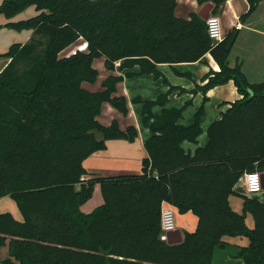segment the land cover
<instances>
[{
  "label": "trees",
  "instance_id": "16d2710c",
  "mask_svg": "<svg viewBox=\"0 0 264 264\" xmlns=\"http://www.w3.org/2000/svg\"><path fill=\"white\" fill-rule=\"evenodd\" d=\"M198 1L213 2L216 15L227 0ZM260 1L249 0L246 15ZM177 5L176 0L2 1L0 15L8 21L30 7L38 13L5 26L31 30L33 36L0 55L11 61L0 72V199L10 197L23 216L21 222L0 213V250L8 246L16 262L4 264H212L215 248L236 236L249 239L239 254L244 264H264V203L235 191L247 173L264 174V79L252 84L242 66H229L238 32L214 42L206 21L196 14L190 20L177 17ZM82 44L85 49L78 50ZM209 54L220 71L208 74L207 84L193 93L207 94L232 81L243 98L209 127L208 144L195 153L182 146L197 144L203 135L204 106L184 126V108H165L170 93L137 98L132 102L143 106V125L151 132L142 173L84 179L85 161L107 150L108 142L139 138L133 125L122 130L118 120L110 126L97 120L105 104L129 115L128 100L118 95L123 77L113 73L139 68L127 77L160 79L159 65L196 63ZM97 60L113 75L93 92L86 85L99 81ZM155 107L163 108L158 116ZM96 185L104 204L85 214L81 208ZM233 196L243 199L242 213L233 211ZM166 203L181 216L198 218L197 228L184 232L178 245L163 240Z\"/></svg>",
  "mask_w": 264,
  "mask_h": 264
},
{
  "label": "crops",
  "instance_id": "0c3cea01",
  "mask_svg": "<svg viewBox=\"0 0 264 264\" xmlns=\"http://www.w3.org/2000/svg\"><path fill=\"white\" fill-rule=\"evenodd\" d=\"M2 1L0 0V6ZM176 1L178 4L175 12L176 16L186 20H190L191 16L195 14L199 16V13L208 4H212L213 9L215 8L213 2L203 5L198 0ZM249 9V0H227L219 7L216 16L221 20L222 31L225 36H228L233 31L238 32V38L229 57V66L236 67L239 64L242 66L243 73L248 81L252 84H258L262 83L264 79V0L259 2L254 12L246 15ZM37 14L36 8L30 7L27 11L11 19V21H8L4 17L5 22L0 25V32L3 29L5 31L2 32L1 38L3 40L9 39V42L5 48L4 46L2 47V43L0 42V48L4 50H1L2 52L0 51V55L6 53L9 50L8 47L14 43H20L22 45L29 43L33 36V31L31 30L16 32L5 28V26L11 22L27 20L29 17ZM10 62V60L0 57V71ZM95 68L100 70L101 76L96 85H86L87 89L97 92L101 90L102 81L109 76L113 74L122 76L123 81L118 84V95L124 96L129 102V115L127 117H124L111 105L105 104L97 120L105 126H110L114 120H118L122 130H126L133 125L138 129L139 138L133 143L122 140L108 142L107 150L98 152V154L85 161L84 168L88 172V175L84 176L86 180L142 173V161L148 157L145 151V143L151 137V132L149 128L143 125V106L141 104H134L132 100L137 98L143 101L156 100L161 95L170 93L168 98L169 102L165 108H184L183 118L180 121V125L184 126L192 125L195 121L197 111L204 106L205 114L202 119L203 135L199 137L197 144L185 142L182 145L186 151L195 153L198 147H205L208 144L207 131L209 127L223 117L222 115L231 108L232 103L240 101L243 98L239 94L235 83L232 81L228 85L214 88V90L209 91L207 94L202 92H197V94L193 93L197 86L203 87L207 84L204 78L208 74L213 71H220V66H218L210 54L196 63L159 65L157 68L162 73L160 79H156L153 75L127 77L130 72L138 73L139 68L123 72L116 70L112 74L104 68L103 60H97L95 62ZM205 98L208 101H205ZM162 111L163 108L161 107H155L153 109V113L157 116ZM241 181L244 182V177ZM235 191L237 194L246 195L245 190L239 185L235 187ZM97 193H102L100 185H96L95 194ZM253 197L257 198V196ZM6 198L8 197L1 198L0 200ZM234 198L242 201L241 205L238 206L242 213L243 199L239 196H233L229 199L233 211L236 212L238 210L234 207ZM259 198L264 203V193ZM98 199V204L100 206L103 205L104 203H102V197L100 195ZM97 207V204L91 205L87 202L83 205L81 211L85 214H90ZM4 212H9L16 220L23 221V216L18 206L13 207L12 211ZM176 217L178 218L177 230L181 231L183 237L185 236L184 232H193L197 228L198 218L191 213L185 214L184 216L177 213ZM223 243V246L219 245L215 248L212 264H244L239 254L241 248L249 245V239L242 236L225 237ZM1 252L0 264H4L3 262L5 260L11 259L8 246L1 248ZM11 260L13 263H16L14 259Z\"/></svg>",
  "mask_w": 264,
  "mask_h": 264
},
{
  "label": "built area",
  "instance_id": "2783aa9c",
  "mask_svg": "<svg viewBox=\"0 0 264 264\" xmlns=\"http://www.w3.org/2000/svg\"><path fill=\"white\" fill-rule=\"evenodd\" d=\"M207 33L214 42H220L224 39L225 35L222 31L221 20L218 16L212 15V17L206 22ZM119 63L117 64V66ZM245 191L248 197L256 196L263 193L262 175L257 172H249L244 176ZM177 211L170 204L166 203L162 210V235L163 240L167 241V233L177 230Z\"/></svg>",
  "mask_w": 264,
  "mask_h": 264
},
{
  "label": "rangeland",
  "instance_id": "374dc122",
  "mask_svg": "<svg viewBox=\"0 0 264 264\" xmlns=\"http://www.w3.org/2000/svg\"><path fill=\"white\" fill-rule=\"evenodd\" d=\"M29 18H31V17H29ZM5 22V19H4V16H2V15H0V25L2 24V23H4ZM0 29H1V27H0ZM1 31V30H0ZM3 31H5L4 29L2 30V32ZM2 32H0V42L2 43V47L4 46V48L6 47V45H7V43L9 42V39H6V40H3L2 38H1V34H2ZM11 46V45H10ZM10 46L8 47V49L10 48ZM80 47H83V44L80 46ZM76 48V47H75ZM75 48H72V49H70L69 51H67V52H65V53H69L70 51H72V50H74ZM4 51L2 48H0V51ZM1 51V52H2ZM7 67V66H6ZM5 67V68H6ZM5 68H3L0 72H2ZM1 69V68H0ZM244 182L243 181H241L240 180V182H239V186L240 187H242V189H244L245 190V186H244ZM246 192V191H245ZM263 193H264V191H263ZM263 193H261V194H258V195H256L257 196V198L258 199H260L259 197H261L262 196V194ZM99 195H100V197H102V193L100 194V193H97V194H95V192H94V194H93V197H92V199H90L89 201H88V203L89 204H91V205H96L97 204V206L98 207H100V204H98V198H99ZM234 200V207L238 210V212L239 213H241V210H240V207H238L239 205H241V203H242V201L240 200V199H237V198H234L233 199ZM104 202V200H103V197H102V203ZM87 203V202H86ZM16 206H18V205H16V203L10 198V197H8V198H6V199H3V200H0V212H4V211H12L13 210V207H16ZM97 207V208H98ZM177 218V217H176ZM178 219V218H177ZM247 225H248V228L249 229H251V228H253L254 227V218H253V216H249L248 217V220H247ZM230 239V238H229ZM1 255H2V252L0 253V257H1Z\"/></svg>",
  "mask_w": 264,
  "mask_h": 264
},
{
  "label": "water",
  "instance_id": "95a60500",
  "mask_svg": "<svg viewBox=\"0 0 264 264\" xmlns=\"http://www.w3.org/2000/svg\"><path fill=\"white\" fill-rule=\"evenodd\" d=\"M212 9H213L212 4L206 5L203 11L199 13V17H201L204 21L207 22L212 17ZM262 182L264 189V174L262 175ZM167 235H168L167 236L168 243L171 245H178L184 241L183 234H181L180 230L169 232L167 233Z\"/></svg>",
  "mask_w": 264,
  "mask_h": 264
},
{
  "label": "bare ground",
  "instance_id": "6f19581e",
  "mask_svg": "<svg viewBox=\"0 0 264 264\" xmlns=\"http://www.w3.org/2000/svg\"><path fill=\"white\" fill-rule=\"evenodd\" d=\"M85 47H86V46H85V45H83V47H79V49H85Z\"/></svg>",
  "mask_w": 264,
  "mask_h": 264
}]
</instances>
